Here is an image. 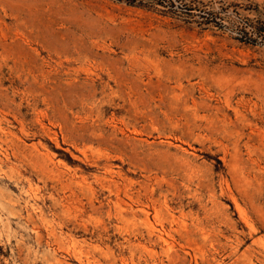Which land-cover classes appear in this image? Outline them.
I'll list each match as a JSON object with an SVG mask.
<instances>
[{"label":"rangeland","instance_id":"rangeland-1","mask_svg":"<svg viewBox=\"0 0 264 264\" xmlns=\"http://www.w3.org/2000/svg\"><path fill=\"white\" fill-rule=\"evenodd\" d=\"M0 264H264V0H0Z\"/></svg>","mask_w":264,"mask_h":264}]
</instances>
